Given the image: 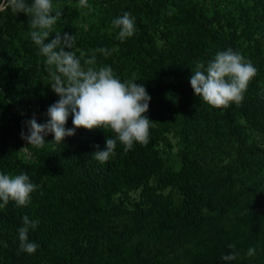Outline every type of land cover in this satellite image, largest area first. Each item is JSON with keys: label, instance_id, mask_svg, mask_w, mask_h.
Masks as SVG:
<instances>
[{"label": "trees", "instance_id": "1", "mask_svg": "<svg viewBox=\"0 0 264 264\" xmlns=\"http://www.w3.org/2000/svg\"><path fill=\"white\" fill-rule=\"evenodd\" d=\"M52 3L53 15L55 9L62 15L46 42L72 34L85 58L107 48L110 55L95 53L96 66L108 65L121 82L135 79L146 88L149 142H134L125 153L118 141L116 155L103 164L93 154L104 150L106 136L115 138L111 129L78 128L61 144L48 134L44 147L34 148L21 138L27 126L7 103L13 148L27 147L34 164L26 174L39 187L26 206L9 201L0 209V264H264V19L256 36L243 22L253 21L254 8L243 0H88L89 15L109 22L130 13L135 32L121 42L114 28L107 39L78 36L70 20L75 7ZM215 17L226 27L244 25L249 50L241 54L257 68L242 102L227 108L204 103L190 85L197 61L206 65L218 52H238L232 40L218 37ZM29 19L0 10L1 99L9 102L13 94L48 109L59 97L31 40ZM240 120L258 140H247ZM72 127L69 115L66 128ZM167 135L177 139L172 168L162 166L157 151L160 144L173 147ZM123 191H138L135 207L119 200ZM25 215L39 221L28 232L39 246L31 254L19 246ZM81 245L88 251L73 256ZM232 252L235 260L221 259Z\"/></svg>", "mask_w": 264, "mask_h": 264}, {"label": "clouds", "instance_id": "2", "mask_svg": "<svg viewBox=\"0 0 264 264\" xmlns=\"http://www.w3.org/2000/svg\"><path fill=\"white\" fill-rule=\"evenodd\" d=\"M81 7L91 8L88 0H79ZM11 8L14 13H24L29 19L30 37L38 46L39 54L45 57V67L49 73L51 90L59 99L47 109L48 120L38 123L35 115L25 122L27 133L22 129L21 138L28 146L43 148L44 137L53 134L51 143L61 144L65 137L75 135L78 128L89 131L94 129H111L115 138L106 136L104 150H98L93 157L105 163L116 155L117 142L124 146V152L132 149L134 142L146 145L149 142L151 120L145 115L149 111L151 97L142 84L135 79L121 82L108 66L97 67L95 53L110 55L107 48H97L85 58L83 50L75 48L76 38L72 34L57 33L52 36L53 26L62 15L55 9L52 0H0V10ZM114 29H119L118 39L123 42L135 32L134 19L125 12L111 22ZM67 49V50H66ZM79 51V57L77 56ZM190 85L194 94L213 108H227L230 104L239 105L247 90L248 83L256 76L257 68L251 61L232 49L218 52L207 62L197 61L191 71ZM69 115L72 116V128H66ZM99 148V146H96ZM27 148V147H25ZM39 186L30 182L27 174L16 176L0 174V208L9 201L18 206L30 202V194ZM39 221L23 217V226L18 229L20 249L29 254L39 247L30 242L28 232L35 228ZM7 247V245H4ZM234 249V245L228 246ZM238 253L223 255V261L235 260ZM247 255H255V249L249 248Z\"/></svg>", "mask_w": 264, "mask_h": 264}, {"label": "rangeland", "instance_id": "3", "mask_svg": "<svg viewBox=\"0 0 264 264\" xmlns=\"http://www.w3.org/2000/svg\"><path fill=\"white\" fill-rule=\"evenodd\" d=\"M248 5H252L254 8L251 11L252 19H244L243 22H247L249 27L252 28V32L255 35L262 34L261 31H258V22H261V19H264V0H243ZM65 2L71 6L75 7L76 11L73 17H71V21L73 22L72 29L74 33H77L78 36L87 38V36H92V34L98 33L102 37L110 38L113 33V27L109 20L101 15L91 16L89 15L87 7H81L78 4L72 3V0H65ZM213 20H217V22H213L212 27H215L218 33L219 38H227L233 41L236 45V51L240 54L249 50L247 46V41L244 39V28L240 23L236 21H231L228 23L229 27L223 24V21L220 22L217 17ZM236 20V19H234ZM234 33V36H233ZM78 49L75 46L74 50ZM45 61V60H44ZM44 72H48L46 70L44 64ZM51 81V80H50ZM2 96L0 94V174H2V169L4 172H7L11 176L19 175L21 173L31 174L32 168L34 164V160L29 154V152L24 148L20 147L18 149L13 148V143L15 141V135L11 133V130H15V125L10 122L8 123V108L6 106L7 103L11 104V112L15 115V117L19 118L22 122H26L30 120L35 115V118L38 123H46L49 119L47 116V109L35 105L32 101L23 99L19 100L13 94H11V99H1ZM241 124L246 133L247 140H258L259 138L251 132L245 123L240 120ZM170 138V141L173 144L171 149H167L161 144L157 146V151L159 158L161 159L162 166L164 167H174L176 164V150L177 146H174L177 141L176 138L171 135H167ZM16 137H18L16 135ZM119 200L123 202L126 208H133L136 206L139 196L138 191H123L118 196ZM1 209V208H0ZM88 251V247L81 245L79 247H75L72 250L71 254L73 256H82L84 253Z\"/></svg>", "mask_w": 264, "mask_h": 264}]
</instances>
